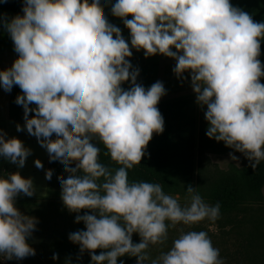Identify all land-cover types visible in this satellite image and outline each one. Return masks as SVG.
Wrapping results in <instances>:
<instances>
[{
    "label": "clouds",
    "instance_id": "9594fccd",
    "mask_svg": "<svg viewBox=\"0 0 264 264\" xmlns=\"http://www.w3.org/2000/svg\"><path fill=\"white\" fill-rule=\"evenodd\" d=\"M105 3L23 0L22 14H0L18 54L0 70V87L22 90L15 103L23 106L24 129L68 173L58 181L61 200L85 226L68 239L80 253L89 252L90 264H117L124 255L135 256L136 264H224L204 230H180L166 251L149 255L176 224L215 222L220 204L207 203L191 185L181 205L159 183L129 181L128 170L146 155L153 133L163 131L157 104L166 90L160 81L148 88L137 83L139 69L127 58L130 46L145 57L173 58V73L184 79L187 72L196 103L206 106L205 135L242 153L255 169L264 160V64L258 59L264 21L255 22L229 0H115L111 13L129 30L126 42L101 10ZM5 137L0 133V156L22 167L30 149ZM94 141L118 167L100 162ZM229 157L239 165L238 157ZM34 163L42 167L39 159ZM45 179H52L51 170ZM34 192L31 177L0 175V258L34 254L27 238L37 220L15 206L18 194ZM81 209L91 214L80 215ZM133 233L139 242L133 243Z\"/></svg>",
    "mask_w": 264,
    "mask_h": 264
},
{
    "label": "rangeland",
    "instance_id": "374dc122",
    "mask_svg": "<svg viewBox=\"0 0 264 264\" xmlns=\"http://www.w3.org/2000/svg\"><path fill=\"white\" fill-rule=\"evenodd\" d=\"M229 2L233 6L249 13L255 22L264 21V0H229ZM113 3H115V0H106L101 10L109 23L120 28L121 35L128 42L129 30L124 26L121 18L111 13ZM0 14H6L9 18L13 16L5 8L4 0H0ZM126 18L131 19V15ZM262 46H264V37L260 41V48ZM130 50L132 51V55L127 59L141 73V69L139 68V66H142L141 56L143 60H147L148 57L145 58L143 55V49L137 51L130 46ZM17 55L13 49V42L9 34L0 25V70L10 67L14 59L17 58ZM151 84L148 82L144 87L148 88ZM129 86L127 81L121 85L125 89ZM7 95L8 91L0 87V113L3 110ZM166 95H168V90L165 91L163 96ZM176 95L166 96V98L168 97L169 100L184 97L190 99L191 96L194 97V100L174 106L159 105L162 104L160 102L163 96H161L157 108L163 117V131L159 134L153 133L146 146V155L132 169L135 173L140 172L139 175H136L137 177L146 178V176H141V174L145 173V169L143 168L156 161H163L172 170V175L180 185L178 186L179 191H176V193L164 191L165 193L176 196L179 203L183 205L187 200L186 187L191 185L193 188H196V191L201 194L207 203L215 204L208 195L209 191L213 187L223 184L222 182L224 181L231 184L235 183L241 189L244 182V173L251 168L250 163L242 153L225 146L223 141L218 142L205 135L207 121L204 119V110H206V106L202 108L196 103L193 91L184 89L183 92H178ZM19 125L21 126V124ZM22 128L24 127L21 126L19 133L12 132V137L20 139L24 146L30 149V154L25 158L24 165L19 168L15 163L0 156V175L19 171L21 176L25 178L31 177L35 187L34 194L47 196L44 199L51 203L46 208L45 214V218H49V225L43 226L38 216L31 215L36 218L37 223L31 236L27 239L30 247L34 250V254L19 260L16 258H0V264H65L64 256L56 250L53 243L56 235L54 237L51 233L55 232L57 234L63 230L74 232L77 231L78 226L69 214L67 216L66 208L60 196L61 189L58 188L60 191L54 195H49L43 191L42 162L44 154L41 152L37 138ZM157 135H163V142H159L157 151H154L152 147L156 143L155 137ZM9 137L8 135L5 138ZM94 143L99 148H104L102 143L99 144L96 141ZM166 150L169 151V159H166ZM106 151L104 148V153ZM229 153L238 157L239 165L237 161L229 157ZM148 158L150 159L148 160ZM36 159L41 161L42 167H36L34 163ZM107 159L111 160L109 156ZM70 166L74 167L75 164L73 163ZM256 168L264 173V160ZM67 175L68 173L60 168V173L55 178L59 181L66 178ZM128 178H130V169L128 170ZM149 178L154 182L156 181V178L152 176H149ZM243 192L245 194V201L231 210L219 209L220 215L215 222L205 219L193 225L178 223L171 227L168 230V239L163 244L150 246L148 249L150 257H155L159 252L166 251L180 230L187 231L194 229L204 230L208 233L213 246L219 249V255L223 259L224 264H264V185L259 194H248L245 190ZM17 197L27 196L18 195ZM22 213L28 215L27 211ZM134 239L136 241L140 240L138 234L134 236ZM53 253L57 254L56 260L52 259ZM133 264H136V262Z\"/></svg>",
    "mask_w": 264,
    "mask_h": 264
},
{
    "label": "trees",
    "instance_id": "16d2710c",
    "mask_svg": "<svg viewBox=\"0 0 264 264\" xmlns=\"http://www.w3.org/2000/svg\"><path fill=\"white\" fill-rule=\"evenodd\" d=\"M23 0H5V7L7 11L12 13L13 15L21 12ZM260 59L261 63L264 64V46L260 48V56L258 57ZM260 82L264 84V77L260 78ZM18 94H22V90L18 87V85H13V88L11 90V94L9 98V117L13 121L24 123L23 119V106L15 103V98ZM34 103H30V108L34 107ZM34 115L33 112L29 111V117ZM53 134V138H54ZM155 145L152 147L153 150L157 151L158 143L163 142V135L159 136L157 135L155 137ZM100 154L99 159L100 162L107 165L109 168H116L119 165H117L115 162H112V160H108V155L106 152L104 153V148H100ZM102 153V154H101ZM169 151L166 150V159H169ZM150 158H148L149 160ZM49 170H51L52 179L50 180V186L60 188L58 185V180L55 178L56 175L60 173V168L58 164L49 159ZM145 173L141 174V176H146V178H139L136 175H139L140 172L133 171V169H130V178L129 181H139L144 180L148 182L153 183H159L162 186V190L166 192H175L179 191L178 186L179 182L175 179V177L172 175V170H170L167 166V164L163 161H156L155 163H151L149 166H146ZM59 172V173H58ZM133 173V175H132ZM152 176L156 178L155 182L150 180L149 176ZM148 176V177H147ZM152 178V179H154ZM223 184H219L216 187H213L212 190L209 191L208 195L211 198V200L214 203L219 202L220 204V210H231L232 208L236 207L237 205L241 204V202L245 201V194L243 190H245L248 194H259L261 188L264 185V173L263 171H259L258 168L253 169L252 167L245 171L244 173V182L243 187L240 189L239 186L235 183L231 184L227 181L222 182ZM46 199V198H45ZM44 198H33V197H16L17 203L15 205L21 212L27 211L28 215H35L40 218L42 221V225H49L48 221L49 218H45L46 214V208L50 206V202L45 200ZM48 203V204H47ZM54 205V204H53ZM57 206V205H55ZM66 208V207H65ZM68 214L75 220V216L77 213L75 212H69L67 208L65 209ZM85 212H89L91 214V210L87 209H81L80 215H83ZM57 214V212H56ZM66 216V217H67ZM77 223V230H83L85 228L82 221L76 222ZM73 231H61L59 233L52 232V236L55 237L54 239V245L56 247V250L61 253L65 261H68V264H90V255L87 250H85L83 253H80L79 245L71 242L68 239L69 233ZM137 234H132V241L133 243L139 242L134 239V236ZM96 254H99L100 251H103L102 249H96L93 250ZM123 260L124 264H133L136 262L135 256H128L124 255L117 258V264H119V261Z\"/></svg>",
    "mask_w": 264,
    "mask_h": 264
},
{
    "label": "crops",
    "instance_id": "0c3cea01",
    "mask_svg": "<svg viewBox=\"0 0 264 264\" xmlns=\"http://www.w3.org/2000/svg\"><path fill=\"white\" fill-rule=\"evenodd\" d=\"M141 60H142V63H141L142 66H139V68L141 69V73H138V76L136 79L137 83H140L144 86L148 82L154 83L156 81H160L162 82L165 90H168V95L166 96H177L176 94H178V92H183L184 89H189L190 91H192V88L190 86L191 85L190 77L187 72L183 74L184 79L178 78L173 73L172 69L175 66V60L173 58L166 57L163 54H153V55L148 56L147 60H143L141 56ZM146 75L148 76L147 78H146ZM11 90L8 91L7 98L3 105V110L0 113L1 114L0 115V133H6V137L8 135L12 137V132H16V133L20 132V131H17V128L14 125H17V124H21V126L24 125V123L13 121L9 117V98H11L10 97ZM166 96L162 97V101L160 102L162 104H159V105L174 106V105L184 104L186 102H189V100L191 101L194 100V97H191V96H190V99L184 97V98H176L172 100H169L168 97L166 98ZM183 99L184 100L187 99V100L184 101ZM22 129L26 131V129L24 128ZM40 148H41V152L44 154L43 162H42L43 163V182H42L43 191L47 192L49 195H54L56 192L60 191V189L50 186V180L45 179V172L46 170H49L48 166H49L50 158H49V153L47 152V150L41 145H40ZM18 195L23 196L24 194L21 193ZM30 197L45 198L47 196L33 194Z\"/></svg>",
    "mask_w": 264,
    "mask_h": 264
}]
</instances>
